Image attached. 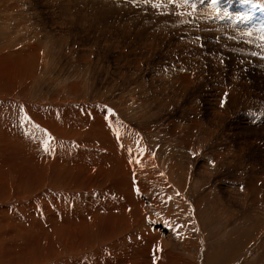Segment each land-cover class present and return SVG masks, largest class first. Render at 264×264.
Returning a JSON list of instances; mask_svg holds the SVG:
<instances>
[{"label": "rangeland", "instance_id": "374dc122", "mask_svg": "<svg viewBox=\"0 0 264 264\" xmlns=\"http://www.w3.org/2000/svg\"><path fill=\"white\" fill-rule=\"evenodd\" d=\"M32 44L46 53L21 77ZM0 54V94L107 105L142 129L170 187L136 222L171 264H264V0H0ZM21 107L1 98L0 128L50 142Z\"/></svg>", "mask_w": 264, "mask_h": 264}, {"label": "bare ground", "instance_id": "6f19581e", "mask_svg": "<svg viewBox=\"0 0 264 264\" xmlns=\"http://www.w3.org/2000/svg\"><path fill=\"white\" fill-rule=\"evenodd\" d=\"M30 46L28 56L35 59H23L21 77L41 65L46 53L40 46ZM16 64L5 65L15 71ZM0 70L5 75L10 69L0 65ZM9 93L2 90L0 99L21 103L29 122L52 141L34 134L27 140L21 132L0 128L4 131H0V264H171L168 258L175 256L174 251L168 253L161 235L152 225L143 229L136 222L147 212L143 195L154 204L156 196L149 195L154 188L165 193L170 187L162 162L145 154L142 129L123 118V111L119 114L107 105L81 101L76 109L64 111L62 100L53 101L52 109L44 102H21L20 93L18 97ZM113 135L122 145L121 155L110 153L119 146ZM169 178L173 180L174 174L170 172ZM161 196L181 203L175 192ZM185 258L180 264H191Z\"/></svg>", "mask_w": 264, "mask_h": 264}, {"label": "crops", "instance_id": "0c3cea01", "mask_svg": "<svg viewBox=\"0 0 264 264\" xmlns=\"http://www.w3.org/2000/svg\"><path fill=\"white\" fill-rule=\"evenodd\" d=\"M111 155H116V153L114 151L111 152Z\"/></svg>", "mask_w": 264, "mask_h": 264}]
</instances>
